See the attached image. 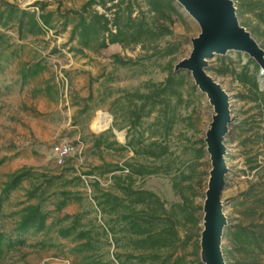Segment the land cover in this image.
<instances>
[{
  "label": "rangeland",
  "instance_id": "obj_1",
  "mask_svg": "<svg viewBox=\"0 0 264 264\" xmlns=\"http://www.w3.org/2000/svg\"><path fill=\"white\" fill-rule=\"evenodd\" d=\"M88 1L0 0L2 10L14 5L35 11L38 18L41 11L36 4L43 2L46 13H55L53 29L24 39L18 34L17 24L0 20V193L17 171H30L29 178L2 204L0 231L14 237L15 223L29 203L40 204L49 214L47 227L28 234L24 244L3 245L0 264H86L94 251H78L74 235H59L61 228L73 226L75 220H80V224L76 223L78 230L91 229L98 236L97 253L107 264H120L115 260L117 254L126 264H145L128 258L132 248L127 237L117 248L111 234L105 238L100 227L105 225L92 199V184L99 181L102 188L110 189L112 176L121 173L112 170L117 166L126 168L128 162L156 167V173L138 178L134 187L157 194L175 220L173 244L159 251L157 264L163 260L170 264H204L200 240L212 170L205 139L214 108L189 71L175 70L179 61L190 56L192 39L201 28L176 0L173 4L178 13L171 12V19L151 12L147 0H118L119 7L111 11L92 4L89 12L106 14L110 19L115 12L132 11L133 17L145 19L156 33L141 45L116 43L98 51L82 49L71 35L74 20ZM110 6L111 3L107 5ZM238 18L251 32L255 24L252 18ZM226 56L238 67L250 58L246 53L239 57L236 51ZM209 66L218 69L220 55L214 56ZM180 73L184 80L175 77L176 93L168 103L159 100L151 115H143L133 132L141 144L156 142L159 157L149 159L134 148L122 149L130 119L143 102L133 94H148L153 85ZM209 73L230 95L232 116L248 108L238 100L237 94L243 89L231 75ZM98 111L108 113L112 120L111 126L100 133L90 125ZM257 128L249 149H240L225 137L228 173L221 200L228 223L251 221L243 214L252 204L239 205L235 199L264 182V143ZM114 130L125 137H119ZM103 138L111 146L106 147ZM62 143L69 144L72 152L59 164L57 150ZM128 172L126 168L124 173ZM34 190L35 196L30 197L28 193ZM259 212L264 213V208H259ZM225 243L223 238V246Z\"/></svg>",
  "mask_w": 264,
  "mask_h": 264
},
{
  "label": "trees",
  "instance_id": "obj_2",
  "mask_svg": "<svg viewBox=\"0 0 264 264\" xmlns=\"http://www.w3.org/2000/svg\"><path fill=\"white\" fill-rule=\"evenodd\" d=\"M234 2L239 17L243 18L249 15L255 22L252 33L249 32L264 49V0H234ZM110 3L112 6L107 7ZM119 3L118 0H89L83 8L86 14L82 11V13H78L77 20H74L76 24L73 27L71 39H77V43L82 46V49L88 48L94 51L108 48L116 43L135 46L150 41L156 31L145 19L133 17L132 11L115 12L112 19L106 14L88 11V7L92 4H100L104 10L111 11L113 8L119 7ZM173 3L174 0H147L151 12L159 13L163 18L169 19L172 17L171 12L178 13ZM36 5L40 6L41 11L38 18L35 11H24L14 5H9L2 10L0 6V20L17 24L21 39L30 34L38 35L45 33L47 29H53L55 13H46V4L43 2ZM242 26L245 27V25ZM167 31L170 33L168 29ZM1 44L2 34H0V46ZM237 54L241 57L242 52H237ZM37 71L34 70V73ZM208 71H216L223 76L231 75L243 89L237 94L238 100L244 108L248 106L246 110L241 109L238 115L233 116L234 120L227 135L228 140L236 143L240 149H249L252 147L251 137L254 135L255 128L258 127L257 134L260 136L261 142L264 143V88L262 86L264 72L260 65L250 57L244 65L238 67L233 63L232 58L220 55V67L215 69L208 66ZM25 77H27L26 74ZM175 77L180 78L178 81L184 80L181 73L172 74L165 82L153 85L148 94H133L135 99L143 100V102L137 106L136 114L132 115L130 119V131L126 135V143L122 149L134 148L136 153L144 154L149 159L159 157L161 153L156 142L141 144L133 132L143 115H151L159 100L168 103L170 97L176 93L177 80ZM148 105L149 108H147ZM102 143L106 147L112 144L105 138L102 139ZM98 145H101V142ZM245 155L248 157V154ZM126 168L129 170L128 173H124ZM126 168L117 166L112 170L113 173L117 171H121V173L112 176L110 189L102 188L99 181L92 184V199L95 201L105 225H100V227L105 238L109 234L113 236L116 248L121 246L124 237L129 239L132 250L128 252V258H136L145 264H157L159 251L173 244L172 225L175 220L169 215L165 203L157 194L134 187L138 178L156 173V167L128 162ZM252 169L255 170L256 166H253ZM29 176V170H19L9 177L0 193V209L10 193L19 188ZM257 187L258 190H256ZM115 188L120 191L115 192L113 190ZM35 192L34 190L28 195L33 197ZM235 200L236 204L240 203L239 205L252 204V207L246 208L243 214L251 221L249 223L242 221L228 223L226 226L223 236L226 240L223 246L226 263L264 264V219L262 218L264 213L259 212V208H264V182L255 185L252 189L249 188L241 193V198L237 197ZM258 214L260 215L258 216ZM48 219V212H45L40 204H27L22 209L19 220L15 223V236L12 237L0 231V251L5 244L10 246L24 244L28 234L41 232L47 227ZM74 222L73 226L59 230L60 237L66 238L74 235L78 251H94V254L92 253L88 257L86 264H107L97 253L100 240L98 236L92 234L93 230L91 229L78 230L76 223L80 224V220ZM115 260L120 264H126L120 254L116 255ZM170 263L169 260H163L158 264Z\"/></svg>",
  "mask_w": 264,
  "mask_h": 264
},
{
  "label": "water",
  "instance_id": "obj_3",
  "mask_svg": "<svg viewBox=\"0 0 264 264\" xmlns=\"http://www.w3.org/2000/svg\"><path fill=\"white\" fill-rule=\"evenodd\" d=\"M198 22L201 32L192 39L188 58L179 61L176 71H189L195 85L210 100L214 108L213 120L206 134L207 150L212 170L203 207L201 258L204 264H227L223 253V236L228 225L221 200L228 168L225 158L228 135L234 117L230 95L208 71L209 61L216 55L231 51L248 54L264 72V49L252 34L241 25L234 0H176ZM115 134H121L114 130Z\"/></svg>",
  "mask_w": 264,
  "mask_h": 264
},
{
  "label": "bare ground",
  "instance_id": "obj_4",
  "mask_svg": "<svg viewBox=\"0 0 264 264\" xmlns=\"http://www.w3.org/2000/svg\"><path fill=\"white\" fill-rule=\"evenodd\" d=\"M111 121V117L108 113L98 111L90 124L91 129L96 133L103 132L111 126ZM119 137H122L121 134H119Z\"/></svg>",
  "mask_w": 264,
  "mask_h": 264
},
{
  "label": "built area",
  "instance_id": "obj_5",
  "mask_svg": "<svg viewBox=\"0 0 264 264\" xmlns=\"http://www.w3.org/2000/svg\"><path fill=\"white\" fill-rule=\"evenodd\" d=\"M72 152V147L67 143H62L59 145L57 150V159L59 164H63L67 156Z\"/></svg>",
  "mask_w": 264,
  "mask_h": 264
}]
</instances>
